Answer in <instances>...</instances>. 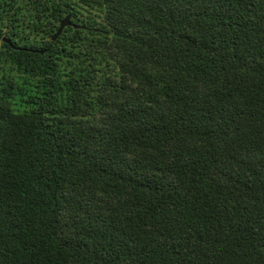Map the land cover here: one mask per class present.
<instances>
[{"label":"trees","instance_id":"16d2710c","mask_svg":"<svg viewBox=\"0 0 264 264\" xmlns=\"http://www.w3.org/2000/svg\"><path fill=\"white\" fill-rule=\"evenodd\" d=\"M0 264H264V0H0Z\"/></svg>","mask_w":264,"mask_h":264},{"label":"water","instance_id":"95a60500","mask_svg":"<svg viewBox=\"0 0 264 264\" xmlns=\"http://www.w3.org/2000/svg\"><path fill=\"white\" fill-rule=\"evenodd\" d=\"M67 25H74L76 26V24L74 22L71 21V14H68L66 15L61 23H60V26L58 28V30L56 31V33L54 34L53 36V39H56L61 33L62 31L64 30V28L67 26ZM6 41L8 42H11L9 39L5 38Z\"/></svg>","mask_w":264,"mask_h":264},{"label":"rangeland","instance_id":"374dc122","mask_svg":"<svg viewBox=\"0 0 264 264\" xmlns=\"http://www.w3.org/2000/svg\"><path fill=\"white\" fill-rule=\"evenodd\" d=\"M21 1V0H20Z\"/></svg>","mask_w":264,"mask_h":264}]
</instances>
